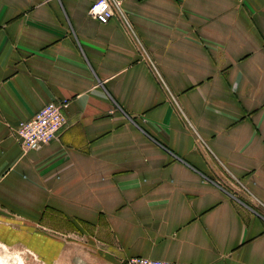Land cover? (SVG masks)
<instances>
[{"label": "crops", "instance_id": "obj_1", "mask_svg": "<svg viewBox=\"0 0 264 264\" xmlns=\"http://www.w3.org/2000/svg\"><path fill=\"white\" fill-rule=\"evenodd\" d=\"M94 1L0 0L3 241H48V264H264V0H116L127 25ZM50 102L64 127L24 151Z\"/></svg>", "mask_w": 264, "mask_h": 264}, {"label": "built area", "instance_id": "obj_2", "mask_svg": "<svg viewBox=\"0 0 264 264\" xmlns=\"http://www.w3.org/2000/svg\"><path fill=\"white\" fill-rule=\"evenodd\" d=\"M115 15L127 25V20L122 14L119 3L116 0H95L88 9V16L100 24H107ZM65 103L50 102L38 110L29 120L21 122L14 130L21 148L28 151L48 144L56 139L64 127L66 120L63 110ZM123 264H188L151 260L142 257H133Z\"/></svg>", "mask_w": 264, "mask_h": 264}, {"label": "rangeland", "instance_id": "obj_3", "mask_svg": "<svg viewBox=\"0 0 264 264\" xmlns=\"http://www.w3.org/2000/svg\"><path fill=\"white\" fill-rule=\"evenodd\" d=\"M46 243L47 244L45 245V247H42V248L48 249V241ZM1 244H0V257H8V258H13V259L17 258V259L20 260V262L22 264H42V262L34 261L33 257L28 255V253L26 252L27 248H25V247H18L17 246V247H14V248H8L6 246V248H5ZM44 251H46V250L44 249ZM43 253L44 252H42V254ZM23 258L25 259L26 263L24 262ZM56 264H65V263H56Z\"/></svg>", "mask_w": 264, "mask_h": 264}, {"label": "flooded vegetation", "instance_id": "obj_4", "mask_svg": "<svg viewBox=\"0 0 264 264\" xmlns=\"http://www.w3.org/2000/svg\"><path fill=\"white\" fill-rule=\"evenodd\" d=\"M6 241V240H5ZM3 241V239H2V237H1V235H0V243H2L4 246H7L8 248H14V247H25V246H23L22 244H20V243H7L8 241ZM25 248H27L26 249V252L28 253V255H30V256H32L33 257V259H34V261H36V262H42V264H48V249H45L46 251H40V250H32V249H30V248H28V247H25ZM42 252H44L43 254H42ZM24 259V258H23ZM24 262L26 263V261H25V259H24Z\"/></svg>", "mask_w": 264, "mask_h": 264}, {"label": "bare ground", "instance_id": "obj_5", "mask_svg": "<svg viewBox=\"0 0 264 264\" xmlns=\"http://www.w3.org/2000/svg\"><path fill=\"white\" fill-rule=\"evenodd\" d=\"M0 264H22L19 259L0 257Z\"/></svg>", "mask_w": 264, "mask_h": 264}]
</instances>
